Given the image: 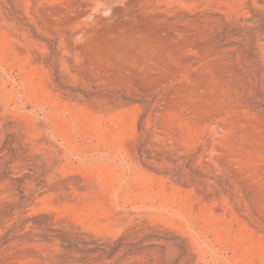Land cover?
Segmentation results:
<instances>
[{
	"label": "rangeland",
	"instance_id": "374dc122",
	"mask_svg": "<svg viewBox=\"0 0 264 264\" xmlns=\"http://www.w3.org/2000/svg\"><path fill=\"white\" fill-rule=\"evenodd\" d=\"M0 264H264V0H0Z\"/></svg>",
	"mask_w": 264,
	"mask_h": 264
}]
</instances>
